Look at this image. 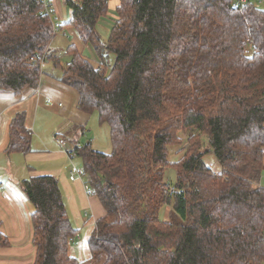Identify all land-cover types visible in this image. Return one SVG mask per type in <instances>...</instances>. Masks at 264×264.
Wrapping results in <instances>:
<instances>
[{"label":"trees","instance_id":"obj_1","mask_svg":"<svg viewBox=\"0 0 264 264\" xmlns=\"http://www.w3.org/2000/svg\"><path fill=\"white\" fill-rule=\"evenodd\" d=\"M236 1L118 0L102 40L107 0H65L63 26L91 46L93 64L74 44L67 60L49 53L42 0H0V92L35 88L48 51L78 109L108 126L109 153L90 142L68 152L106 212L87 241L97 264H264V187L252 186L264 158V0ZM8 135L7 154L31 151L23 112ZM170 148L183 151L178 160ZM209 152L220 172L203 161ZM22 190L32 264H82L58 179L30 177ZM8 241L0 231V247Z\"/></svg>","mask_w":264,"mask_h":264},{"label":"crops","instance_id":"obj_2","mask_svg":"<svg viewBox=\"0 0 264 264\" xmlns=\"http://www.w3.org/2000/svg\"><path fill=\"white\" fill-rule=\"evenodd\" d=\"M52 3L54 18L61 24V30L56 33L60 34L57 40L56 35L53 37L49 53L59 57L68 44H74L82 55L93 63L95 56L91 46L80 41L73 27L63 26V23L70 19V9L65 5V0H52ZM117 3L118 0L108 1L107 14L98 20L100 28L110 30L113 27L118 19L115 13ZM69 39L71 43L69 41L67 44L66 41ZM47 64L51 74L44 73ZM60 76L52 60L48 58L44 62L37 89H27L19 96L0 92V231L11 241L10 248L4 251H9L8 254L12 257H28L26 264L33 262L34 247L31 242L32 230L29 219L32 205L26 196L23 197L24 180L42 175H52L58 179L74 227L78 230V238L80 231L87 230L90 233L94 221L106 214L99 199L90 195L84 188L86 184L84 177L76 175L71 180V172L68 176L60 173L62 168L56 163L66 158L63 154L69 156L68 152L75 145H81L79 135L84 133V126H87L86 114L77 107V92L62 83ZM18 112L25 114V125L32 131L31 151L26 154L18 152L7 154L8 126ZM101 126L104 133L107 130L108 134L105 125ZM52 130L54 140L50 136ZM55 141L61 143L58 145ZM76 242L75 239L71 245L75 246ZM70 252L74 255L73 247L70 248Z\"/></svg>","mask_w":264,"mask_h":264},{"label":"rangeland","instance_id":"obj_3","mask_svg":"<svg viewBox=\"0 0 264 264\" xmlns=\"http://www.w3.org/2000/svg\"><path fill=\"white\" fill-rule=\"evenodd\" d=\"M261 7L264 8L263 5H261ZM98 30H100L102 40H105L108 36L109 30H106L105 28L104 29L100 28ZM59 35L60 34L56 35V40L59 38ZM69 37H72V36H69ZM69 41H70V39L67 40L66 43L68 44ZM70 43H71V41H70ZM47 53H48V51H47ZM59 57L62 60L68 59V56H66L65 54H62ZM45 61H46V59L44 60V62ZM93 63L95 64V61ZM43 65H44V63L41 66L42 70H43ZM56 71L60 75L62 74V72L59 68H56ZM44 73L45 74H47V73L51 74V71H50L48 64L44 68ZM82 115H84V114H82ZM85 116L87 118V123H86L87 126H84V129H85L84 133L82 135H79V138H80L79 141L81 142V144L82 143L85 144V143L90 142L91 146L93 145L92 146L93 149L101 151V152L109 153L111 150V145H110L109 137L107 134V130H105V133H104L103 126H101V124H99V122H98L97 114L92 113V114H86ZM105 127H106L105 129H108L107 125H105ZM50 136L54 140L53 130L51 131ZM55 143H56V141H55ZM56 144H58V143H56ZM183 147L184 148L188 147V144L186 141L182 142L181 148H183ZM205 148H208V145H207V143L204 142L202 147H201V150H203ZM182 154H183L182 150L177 149V148H170L169 159H170V161H176L181 157ZM63 155L66 158H64V160L62 162L61 161L56 162L62 168V171H60V173L68 176L69 172H73L75 170H82V160L79 157L74 156L71 158L67 154H63ZM203 161L213 172L217 173V172L221 171L220 164L218 163L217 159L214 157V155L211 152L206 153L203 156ZM168 174H169L170 178L172 179L174 176L173 171L171 172L170 170H168ZM76 178H78V177H76ZM259 183H260V186L264 187V158H263V168H262V173H261ZM22 193L23 192H21V195L24 194V193L23 194ZM23 197H25V194L23 195ZM162 215H163V213L161 214V216ZM30 228H31V225H30ZM89 236L90 235H89V232H87V230L80 231V237L76 238L77 242L75 243V246L71 245V247H73V252H74L73 256H75L82 264H97L96 260L89 259V251L87 248V241H88ZM10 243H11V241L9 240L8 245H6L4 247H0V251H1L0 262H2L4 264H26V260L28 259V257H12V255L8 254L9 251H4L5 249L10 248V245H11ZM13 244H16V243H13Z\"/></svg>","mask_w":264,"mask_h":264},{"label":"built area","instance_id":"obj_4","mask_svg":"<svg viewBox=\"0 0 264 264\" xmlns=\"http://www.w3.org/2000/svg\"><path fill=\"white\" fill-rule=\"evenodd\" d=\"M42 1H43L42 12L44 14H46V16L50 19L51 28H52V35L54 37L56 35V33L61 29V24L54 18V6H53V3H52V0H42ZM108 1L109 0H107V2ZM246 1L247 0H237L236 3H238V2L242 3V2H246ZM258 2L262 3L263 0H258ZM46 55H47V51L41 57V62H40L41 66L44 63ZM37 86L35 87L36 89H37ZM58 143H61V142L58 141ZM76 175L79 176V177H83L82 170H75V171L71 172L70 179L73 180ZM257 187H260V183L259 182L258 183H254V185H253V188H257ZM84 188L86 190H88L87 184L84 185ZM76 238H78V234L74 238L71 239V243H73Z\"/></svg>","mask_w":264,"mask_h":264}]
</instances>
